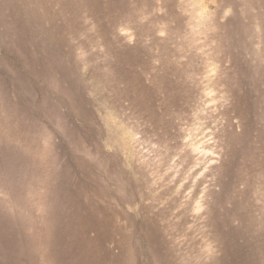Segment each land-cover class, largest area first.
Masks as SVG:
<instances>
[{
	"label": "rangeland",
	"instance_id": "1",
	"mask_svg": "<svg viewBox=\"0 0 264 264\" xmlns=\"http://www.w3.org/2000/svg\"><path fill=\"white\" fill-rule=\"evenodd\" d=\"M0 264H264V0H0Z\"/></svg>",
	"mask_w": 264,
	"mask_h": 264
}]
</instances>
